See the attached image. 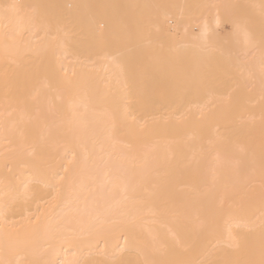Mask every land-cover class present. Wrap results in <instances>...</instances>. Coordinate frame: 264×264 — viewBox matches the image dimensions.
Segmentation results:
<instances>
[{
    "label": "bare ground",
    "instance_id": "bare-ground-1",
    "mask_svg": "<svg viewBox=\"0 0 264 264\" xmlns=\"http://www.w3.org/2000/svg\"><path fill=\"white\" fill-rule=\"evenodd\" d=\"M192 1L0 0V264L264 260V0Z\"/></svg>",
    "mask_w": 264,
    "mask_h": 264
},
{
    "label": "rangeland",
    "instance_id": "rangeland-1",
    "mask_svg": "<svg viewBox=\"0 0 264 264\" xmlns=\"http://www.w3.org/2000/svg\"><path fill=\"white\" fill-rule=\"evenodd\" d=\"M183 1H184V0H183ZM191 1H192V0H191ZM194 1H196V0H194ZM198 1H199V0H198ZM198 1H197V2H198ZM205 1H206V0H205ZM215 1H217V0H214V2H215ZM228 1H229V0H228ZM231 1H232V0H230V2H231ZM234 1H235V0H234ZM234 1H232V2H234ZM242 1H243V2H242ZM260 1H261V0H260ZM187 2H188V1H187ZM187 2H186V3H187ZM203 2H204V1L202 0V4L199 3L200 5L198 4V6L203 5ZM207 2H208V0H207ZM209 2H210V1H209ZM209 2H208V3H209ZM217 2H219V0H218ZM230 2H226V1H225V5H226L227 3L230 4ZM232 2H231V3H232ZM237 2H238L237 4H239V1H238V0H237ZM246 2H247V4H248L249 0H247ZM262 2H263V1H262ZM192 3H193V1H192ZM192 3H191V4H192ZM210 3H211V2H210ZM210 3H209V4H210ZM235 3H236V1H235ZM240 3H241V7H240V6L238 7V5L235 6V7H238L237 9H240V8L243 9L242 6H243V4H244L243 7H244V8L246 7V8H245V10H244V9H243V10H244L245 12L248 10V11H247V14H246V13H242V16H243V14H246V15L248 16V15H249L248 12H250V13H252L251 15H254V17H255V13L253 12L254 10L251 9V4H250L251 2H249L250 5H247L246 3H244V0H241ZM242 3H243V4H242ZM189 4H190V1H189ZM193 4H194V3H193ZM195 4H196V3H195ZM195 4H194V5H195ZM214 4H215V3H214ZM245 4H246V5H245ZM263 4H264V2H263ZM263 4H262V5L259 4V6L261 5L260 7L257 5L258 8L261 9V7L263 6ZM184 5H187V4H184ZM205 5L208 6V4H205ZM205 5H203V8H205V7H204ZM217 5H219L220 7L222 6V5H220L219 3H217ZM225 5H224V6H225ZM232 5H233V4H232ZM232 5L230 4V8H231ZM239 5H240V4H239ZM188 6H190V5H188ZM207 6H206V10H207ZM211 6H213V5H211ZM211 6L209 5V8H210ZM249 6H250V7H249ZM192 7H193V5H192ZM217 7H218V6H217ZM217 7H216V9H217ZM187 8H188V7H187ZM190 8H191V6H190ZM190 8H189V9H190ZM196 8H197V7H196ZM196 8L193 9V10L196 11ZM200 8H201V12H200V13L203 14V12H204V14H205V11H206V10L204 11V10L202 9V7H200ZM200 8H199L198 10H200ZM223 8H225V7H223ZM227 8H228V7H227ZM233 8H234V7L232 6V9H233ZM211 9H212V8H211ZM211 9H209L210 11H209L208 13H210V12L213 13L214 11H216V9L214 10V8H213V10H211ZM218 9H220V8H218ZM237 9H236V11H239V12H240V11H241V12L243 11V10H237ZM263 9H264V7H262L261 12H263V11H262ZM198 10H197V11H198ZM202 10H203V12H202ZM225 10H226V9H225ZM191 11H192V10H191ZM194 11H192V13H191L192 15L195 14ZM226 11H229V9L226 10ZM230 11H231V13L233 14V11H232V10H230ZM230 11L227 12V14H229ZM234 11H235V10H234ZM236 11L234 12V15L239 14V12L237 13ZM244 11H243V12H244ZM193 12H194V13H193ZM219 12H220V11L218 10V14H219ZM221 12H222V11H221ZM241 12H240V14H239L240 16H241ZM258 12L260 13L259 10H258ZM206 13H207V12H206ZM212 13H211V15H214L216 12H215L214 14H212ZM224 13H226V12H224ZM231 13H230V14H231ZM235 13H236V14H235ZM256 13H257V12H256ZM259 13H257V14H259ZM202 14H200V15H202ZM222 14H223V13H221V15H222ZM257 14H256V16H257ZM261 14H262V13H260V15H261ZM192 15H191V16H192ZM196 15H199V13L195 14V16H196ZM209 15H210V14H209ZM246 15H245V16H246ZM251 15H249V17H252ZM195 16H193V17L196 18L197 16H196V17H195ZM222 16H223V15H222ZM245 16H243L244 21H245ZM247 16H246V17H247ZM223 17H224V16H223ZM221 18H222V17H221ZM221 18L219 17V22H220V19H221ZM252 18H253V17H252ZM252 18H250V19L247 18V19H248V22H251V21H252V20H251ZM222 19H223V18H222ZM224 19H225V18H224ZM255 19H257V18H255ZM255 19H253L254 22H255ZM249 20H250V21H249ZM191 21H192V20H191ZM221 21H222V20H221ZM228 21H229V19H228ZM228 21H226V23H228ZM256 21H257V20H256ZM258 21H259V20H258ZM258 21L256 22L257 25L254 26V27H256V28H257L258 25L262 22V21H259V22H260V23H259ZM169 22H170V21H168L167 26H170V25H173V24H174V22H173V24H171V23H169ZM189 22H190V21H189ZM248 22H247L246 24H244V25H245V26H246L247 24L250 25ZM192 23L194 24L193 21H192ZM192 23H191V24H192ZM226 23H225V21L223 20V21L221 22V24L219 23V25H220L219 27H217L218 25L215 26V29H217L218 34L220 35V37H221V36L225 37V38L221 37V38L224 39V41H225L226 39L229 40L228 43H227V42H224V44H226V45L228 44V45H229V43H230V38H229V37L226 38V36H228V34H229L228 29L230 30V27H231V26L229 27L228 24H229V23L231 24V21H230L228 24H226ZM244 23H245V22H244ZM262 23H263V22H262ZM262 23H261V26L263 25ZM169 24H170V25H169ZM187 24L189 25L190 23H187ZM191 24H190V25H191ZM216 24H217V23H216ZM251 24H252V25H250L249 27H253V25H255V24H253L252 22H251ZM190 25H189V26H190ZM192 26H193V25H192ZM192 26H190V27H192ZM227 26H228L229 28H227ZM171 27H172V26H171ZM171 27H169V28H171ZM196 27H197V26H196ZM196 27L193 26V27H192V30H193V31H197V30H196V29H197ZM231 28H232V27H231ZM256 28H255L256 31L258 30V31H260V32H262V33L264 32V31H263V30H264V26H263V28H261L260 26H259L257 29H256ZM260 28H261V30H259ZM225 29H226V32L224 31ZM250 29H251V31H253V30H252L253 28H250ZM250 29H249V30H250ZM262 29H263V30H262ZM255 30H254V31H255ZM230 31H231V30H230ZM254 31H253V32H254ZM256 31H255V33H258V32H256ZM260 32H259V33H260ZM262 33H261V35H262ZM262 36H263V35H262ZM221 41H222V40H221ZM221 41H219L220 44L223 43V42H221ZM260 42H261V41H260ZM260 42H259V45L257 44L258 47H261V45H262ZM257 43H258V42H257ZM220 44H219V46H220V48H221V47H222V44H221V45H220ZM219 46H217V47H219ZM226 47H227V46H226ZM251 47H252V46H251ZM254 47H255V45H254ZM254 47H253V48H254ZM256 47H257V46H256ZM256 47H255L254 49L252 48V49L254 50L255 54L258 52V51L256 50ZM258 47H257V49H258ZM223 48H224V46H223ZM221 49H222V48H221ZM249 49L252 50L250 47H249ZM218 50H219V48H218ZM218 50H217V51H218ZM240 50H241V49H240ZM248 51H249V50H248ZM248 51H247V52H248ZM256 51H257V52H256ZM259 51H260V50H259ZM239 52H240V51H239ZM241 52H243V51L241 50ZM252 52H253V51H251V52L249 53V55H250ZM241 54H242V53H240V56H241ZM245 54H246V53H245ZM241 57H242V56H241ZM243 58H244V57H243ZM245 59H246V58H245ZM241 60H242V59H241ZM243 61H244V60H243ZM245 61H246V60H245ZM229 76H230V75H229ZM227 77H228V76H227ZM233 78H234V77H233ZM229 79H230V78H229ZM231 79H232V78H231ZM231 79H230V81H228V84H227V82H226V85H227L228 87L223 85L225 88H229L231 85H234L235 83H237V82L235 81L234 84H229V82H230V83H233V82H234L233 80H232V81H233V82H232ZM252 83H253V84L248 83V84H250V85H248V86L251 87V85H254V82H252ZM224 84H225V83H224ZM239 84H240V85L242 84L243 86H245V85H244V82H242V83H238V84H235V85L238 86ZM256 84H257V83H256ZM256 84H255V85H256ZM240 85H239V86H240ZM246 85H247V82H246ZM255 85H254V86H255ZM237 86H236V87H237ZM248 86H245V87L248 88ZM230 88H231V87H230ZM232 88H234V86H232ZM232 88H231V89H232ZM248 89H249V88H248ZM232 90H233V89H232ZM232 90H230V91H229V90H223V92H222L223 95L220 96V97H223V96H224V93H225V94H229L230 92H232ZM225 96H226V95H225ZM228 96H229V95H228ZM209 98H210V97H208V99H209ZM227 98H229V97H227ZM208 99H207V98H203V102H204V101H205V102H209ZM212 99H213V98H212ZM216 99H217V101L219 102V99H218V98H216ZM216 99L214 98L213 100H216ZM221 99H222V98H221ZM224 99H225V98H224ZM229 99H230V98H229ZM229 99H228V101H230ZM201 100H202V99H201ZM210 102H211V99H210ZM215 102H216V101H215ZM220 102H221V101H220ZM223 102H225V100H224Z\"/></svg>",
    "mask_w": 264,
    "mask_h": 264
},
{
    "label": "snow or ice",
    "instance_id": "snow-or-ice-1",
    "mask_svg": "<svg viewBox=\"0 0 264 264\" xmlns=\"http://www.w3.org/2000/svg\"><path fill=\"white\" fill-rule=\"evenodd\" d=\"M261 264H264V260L261 261Z\"/></svg>",
    "mask_w": 264,
    "mask_h": 264
}]
</instances>
